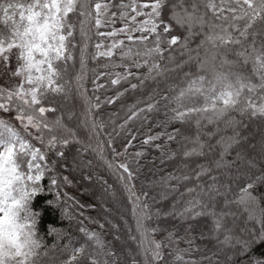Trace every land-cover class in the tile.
<instances>
[{
  "label": "snow or ice",
  "instance_id": "obj_1",
  "mask_svg": "<svg viewBox=\"0 0 264 264\" xmlns=\"http://www.w3.org/2000/svg\"><path fill=\"white\" fill-rule=\"evenodd\" d=\"M90 62L96 66L89 68ZM0 65L7 77H0L3 79L0 84V264H81L82 261L123 264L112 242L104 239L105 224L110 226L115 241H121L119 225L110 214L117 212L127 225L125 213L129 205L136 235L129 234L128 238L137 241L143 264H163L169 243L177 245L168 253L172 256L171 264H204L205 261L214 264L215 253L199 261L185 259V253L200 251L193 249L192 238L184 241L189 247L181 249L178 244L184 238H176L175 229L150 227L153 216L159 219L161 214L181 223L191 221L185 229L187 233L204 227L195 223L198 218L210 217L212 238L217 245L239 247L240 254L255 240L264 241V192L257 191L258 186L264 185V131L258 142H251L249 136L242 134L248 127L245 121L259 120L264 124V0H0ZM89 72L92 96L86 87ZM177 72L180 83L168 85L171 95H161L153 88L144 101L137 99L128 106L130 115L123 123L117 125L115 120L111 121L114 125L111 131L95 117L94 113L103 104L111 105L129 91L143 92L149 83L159 84L169 73ZM101 77L113 88L124 84L128 87L101 101L96 93L107 87L98 83ZM73 91L83 105L80 126L88 131V143L66 122V119L72 121L76 112H65L61 99L68 101ZM161 101L165 102L167 111L165 120L157 127L162 125L163 130L147 135L142 144L154 145L163 154V149L180 136L185 142L182 159L204 156L213 159L209 163H195L191 172L180 175L172 172L162 177L165 191L160 193L159 201L151 197L154 204L179 192L182 183H195L179 192L169 211L162 213L158 208L153 213L152 205L147 203L148 192L141 195L135 188L139 169L134 171L127 160L116 163L117 156L126 155L134 147L137 136L128 133L130 138L121 153L114 147L113 133L118 136L134 120L147 121L151 113L159 112ZM141 103L143 107L138 106ZM173 122L193 127L195 134L181 135L179 128L169 132L167 127ZM209 126L211 131L207 130ZM162 138L163 146L155 143ZM105 141L112 152L111 160L106 156ZM242 143L255 154L248 157L237 151L234 160H228L230 152ZM73 145L79 147L69 159L67 153ZM89 151L116 180V184H110L96 173L83 177L99 182L103 193L96 199L105 214V223L85 217L89 223L97 224L100 231L89 230L81 221L79 232L86 239L77 247L67 232L50 228L48 234L55 233L57 240L49 247L36 231V217L30 211L34 219L26 225L13 226L15 239L10 241V246L16 251L6 253L2 244L5 204L27 205L32 196L44 190L42 181L46 175L50 180L48 190L56 189L59 199L61 186H70L73 181L62 175L58 166L71 172L91 168L93 161L85 159ZM134 155L139 163L145 153L136 151ZM175 155L176 152H171L169 159ZM237 162L244 164L233 171ZM69 163L71 167L66 168ZM182 167L190 166L185 163ZM6 171L10 177V201L5 198ZM205 176L206 184L202 182ZM13 183L19 186L18 196L11 191ZM63 196L65 202L73 199L67 192ZM185 196L190 198L185 200ZM220 199L223 207L235 204L246 214L245 227L240 231L252 232L253 241L242 239L234 234L233 228L225 227V218L240 217L235 212H218ZM106 203L111 206L106 207ZM64 214L74 218L66 210ZM249 222L259 225L258 234L247 228ZM16 227L25 229L24 244L19 242L21 234L15 231ZM160 232H166L164 240L155 238ZM65 238L68 242L61 244ZM25 245L30 246L25 248ZM128 255L131 264H140L135 256ZM232 259L227 257L229 262ZM255 264L264 261L257 260Z\"/></svg>",
  "mask_w": 264,
  "mask_h": 264
},
{
  "label": "trees",
  "instance_id": "obj_2",
  "mask_svg": "<svg viewBox=\"0 0 264 264\" xmlns=\"http://www.w3.org/2000/svg\"><path fill=\"white\" fill-rule=\"evenodd\" d=\"M120 25L117 24V27ZM192 47H195V43L192 44ZM179 57V54L177 53ZM92 62L89 63V68L95 67ZM103 71V69H100ZM187 70V69H185ZM194 71V68L192 69ZM180 73H169L167 78H162L159 84L149 83L143 92L140 91H129L116 101L115 103L103 104L101 109L97 110L94 115L99 120L102 121L106 125L107 131H111L114 125L111 121L115 120L116 124L123 123L124 120L127 119V116L130 115L128 111V106L130 104L135 103L137 99L144 101L148 94L152 91L153 88L157 89V91L161 95H171L168 92L169 84H179L180 83ZM92 74L89 72V80L87 82V89L89 91V95L92 96ZM133 83H138V81L133 80ZM98 83L107 85L106 89H102L96 93L99 95L101 101H103L106 97L115 96L116 91H122L124 87H128L127 84H124L123 87L113 88L110 85V82L106 80L104 77H101ZM94 98V97H93ZM155 99H159V95L155 96ZM61 103L64 104V110L67 111H75L76 116L72 121H67L71 127L76 129L78 133V137L88 143V131L80 126L81 121V112L83 111V105L75 98V91H73V96L68 101H63L61 99ZM163 101H161L159 112H154L149 115V119L147 121L144 120H134L128 124V126L122 130V140L126 143L127 139L130 138L128 135L129 132L137 136V139L134 141V147L130 148L128 152L134 154L136 151H143L145 155L139 160V163H136V158L130 160L131 167L135 171L137 168L139 169L136 172L137 175V188L136 191L138 194L142 195L143 191L148 192L149 198L147 203L152 205V212L155 213L159 208L161 212H167L170 210V206L174 200L179 197V192H184L187 187L194 186V181H190L186 184L179 185V192L172 194L168 200L162 201L161 203L154 204L151 197L155 196L156 200H160V193L165 191L163 188V184L161 182L162 177H166L169 173L176 172L177 175L191 172L192 168H194L195 163H209L212 156H204V157H196L191 160L182 159V151L184 150L185 142L181 141L180 136L177 137L175 142H171L167 147L163 149V154L161 151H158L154 145L152 146H144L142 144L143 139L149 134H156L163 130V126L157 127L160 122L165 120V112L167 109L164 107ZM139 107H143V103L138 105ZM115 114V115H113ZM248 124L247 129L242 130L243 135H247L250 137L251 142H258L261 139V132L264 131V124H262L259 120H254L252 122L245 121ZM181 129V135L187 133L190 135L195 134V129L191 126L181 125L179 122H173L168 125L167 130L169 132L174 129ZM211 131L212 128L209 126L207 129ZM228 134H231L230 132ZM117 136L113 133V138ZM254 137V140L252 138ZM219 137H216L218 139ZM101 139H104V134H101ZM202 139H207V137H202ZM93 146H95V142L92 141ZM155 143L161 144L162 146L165 144V139L162 138ZM211 143H215V139L211 141ZM191 147V145H187ZM79 147L78 145H73L71 150L68 151L67 155L69 159L75 155V148ZM106 148V156L109 160L112 159V152L110 149H107V144L105 141ZM171 150V151H170ZM220 148L217 147L215 149V155L218 157ZM237 151H242L246 156L250 157L255 153L248 148L247 144H241V146L237 149H234L230 152L227 157L228 160H234ZM171 152H176V155L169 159L171 156ZM207 152V149H205ZM85 159H90L93 161L91 168H83L79 169L76 172L66 171L64 168H59L58 171L62 173V175H68L69 178L73 181L72 185H62L60 188L61 195L59 199L56 196V189L52 191L48 190V183L50 180L47 175L42 181V186L44 190L38 192L36 195L32 196V198L27 202V207L31 210V212L36 217V231L40 236L43 237L44 242L51 247L54 242L57 240V236L55 233L49 235V229H57L67 232L70 236H72L76 242V246L78 247L81 243L85 242V237L82 233L79 232V228L81 226V221H83V225L87 227L89 230L100 231L97 224L89 223L85 217H92L94 219L99 220L101 223H105L103 216V210L99 207L100 201L96 199L97 196H103L101 192L99 182L93 179L92 181L84 180L83 177L86 175H92L96 173L101 177L108 180L110 184H116L115 178L109 173L107 168L97 160L94 154L89 151L85 154ZM164 161V163H161ZM79 163V161H77ZM116 163H119L118 158L116 157ZM188 163L189 168H183L182 165ZM244 162H237L232 169L234 171L235 167H240ZM66 168H70V163L65 166ZM242 170H244L242 168ZM259 174V173H257ZM202 182L205 184L208 182V177L205 176L202 178ZM175 181H170V184H175ZM151 185V186H149ZM258 192H264V185L258 186ZM67 192L69 197H72V200L65 202V198L63 193ZM143 198V197H142ZM190 197L185 196L184 199H189ZM230 199H234V197H229ZM85 205L84 208H80L79 205ZM93 205V207L88 208L87 205ZM106 207H110V203L105 204ZM262 207H264V201H262ZM65 210L67 211L69 216L74 217L73 219H69L66 216ZM217 211H225V212H235L239 215V219L236 220L233 217L225 218L224 224L225 227H231L234 230L235 235L241 236L242 239H247L249 241H253L252 232H241L240 229L245 227V219L246 214L242 212V209L237 207L235 204L229 205L228 207H223V200L220 199L217 202ZM83 212V216L80 213ZM110 218L113 222L119 225V235L121 236V241H115L113 235L109 231L110 226L105 224V232L107 233L104 236L105 241H111L112 246L115 251L120 254L123 264H131V257L128 253H131V256H135L137 261L140 264H143L142 257L138 254V244L137 241L130 240L129 234L136 235L135 232V224L132 220L130 214V205L129 210L125 213V219L128 221L127 225L123 223L119 219V214L117 212H113L110 214ZM188 223H191L189 221ZM188 223H181L180 221L173 219L172 217H167L161 214L159 219L153 216L152 221L150 222V227H161L167 228L168 230L175 229V236H180L181 234H185V229L188 227ZM195 223L198 225H203V228L197 227L191 233H187L194 240V249L199 248L200 251L193 250L191 254L185 255L186 260H197L199 261L201 257L205 256H213V262H218V264H255L257 260L264 261V241L255 240L250 244V247L247 251H244L243 254H240V248L237 247L235 249L225 248L223 246L217 245L215 239H213L212 232V220L210 217L204 216L198 218ZM247 228L252 229L256 234L259 233V225H256L253 222H249L247 224ZM201 232H203L204 238L201 239ZM166 236V232H160L155 234V238L160 240L161 238ZM220 238H223V235H220ZM67 239H63L60 241L61 244L67 243ZM232 256V261H227V257ZM81 264H87V261H82ZM204 264H209L208 261H205Z\"/></svg>",
  "mask_w": 264,
  "mask_h": 264
},
{
  "label": "clouds",
  "instance_id": "obj_3",
  "mask_svg": "<svg viewBox=\"0 0 264 264\" xmlns=\"http://www.w3.org/2000/svg\"><path fill=\"white\" fill-rule=\"evenodd\" d=\"M10 177L8 176L7 171L4 173V180H5V198L7 200H11V197H9V187H8V180ZM18 190L19 186L17 183H13L11 185V191L18 196ZM30 209L27 207L26 204L20 202L13 204L9 206L8 203L5 204V213H6V222L4 225V237L2 240L3 249L6 253H14L16 249L14 247L10 246V241L15 239V236L13 235V226L18 225H26L29 220L34 219L30 215ZM15 231L20 232L19 242L21 244H24L25 242V236L24 228L16 227ZM30 245H25V248L29 247Z\"/></svg>",
  "mask_w": 264,
  "mask_h": 264
},
{
  "label": "rangeland",
  "instance_id": "obj_4",
  "mask_svg": "<svg viewBox=\"0 0 264 264\" xmlns=\"http://www.w3.org/2000/svg\"><path fill=\"white\" fill-rule=\"evenodd\" d=\"M10 67H11V65H10ZM0 77L7 78L6 77V74H5V71H4V68H3L2 65H0ZM2 83H3V79H0V84H2ZM122 135L123 134L120 131L119 135L118 136H115L113 138V140H114V147L116 148V150L118 152H121V153H123V149H124V145H125V142L122 140V137H120ZM117 158L119 160V163H123L126 160L127 161H130L132 159H135L136 157H135L134 154L128 152L126 155H123L122 154L120 156H117ZM136 177H137V175H136ZM136 181H137V179L135 180V188H137V184H136L137 182ZM180 237H183L184 239L183 240H180V242L178 244V247L181 248V249L189 247L188 244H186L184 241L187 240V239H189V238H192V237L189 236L187 233H185V234L183 233L180 236H176V238H180ZM164 238L165 237L161 238L160 240H164ZM165 243H169V242L167 240H165ZM176 246L177 245H173V244H170L169 243V247L168 248H165V250H164L165 251V259H164L163 264H171L172 256L169 255L168 253L171 251L172 248H174ZM192 247L194 249V243H193V246ZM185 255H188V253H185Z\"/></svg>",
  "mask_w": 264,
  "mask_h": 264
}]
</instances>
